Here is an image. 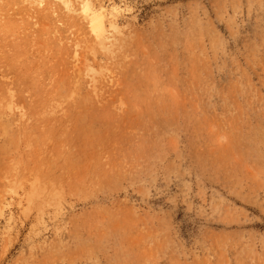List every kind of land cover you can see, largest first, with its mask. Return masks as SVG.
Wrapping results in <instances>:
<instances>
[{"label": "rangeland", "instance_id": "374dc122", "mask_svg": "<svg viewBox=\"0 0 264 264\" xmlns=\"http://www.w3.org/2000/svg\"><path fill=\"white\" fill-rule=\"evenodd\" d=\"M66 1L0 0V264H264V0Z\"/></svg>", "mask_w": 264, "mask_h": 264}, {"label": "bare ground", "instance_id": "6f19581e", "mask_svg": "<svg viewBox=\"0 0 264 264\" xmlns=\"http://www.w3.org/2000/svg\"><path fill=\"white\" fill-rule=\"evenodd\" d=\"M63 3L65 5H68V2L66 0H62ZM85 7L83 8V10L85 12H89L87 13L86 15L91 17V24H92V28H93V31L100 34L101 33V29H100V26H101V19H102V16H103V9H100L99 11H91L90 8H89V2L86 1L85 2Z\"/></svg>", "mask_w": 264, "mask_h": 264}]
</instances>
